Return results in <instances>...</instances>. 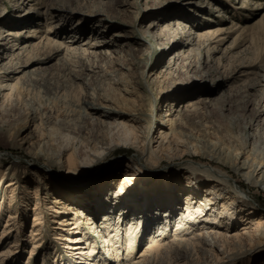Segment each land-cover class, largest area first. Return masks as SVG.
Listing matches in <instances>:
<instances>
[{
    "label": "bare ground",
    "instance_id": "obj_1",
    "mask_svg": "<svg viewBox=\"0 0 264 264\" xmlns=\"http://www.w3.org/2000/svg\"><path fill=\"white\" fill-rule=\"evenodd\" d=\"M248 2L249 0H242L240 7H248ZM51 8H53L52 5L48 6L45 4L42 6V12L40 14L43 19L48 20L53 17ZM147 8L149 6H143V9H141L143 10L142 12H146ZM213 9L215 11L218 10L217 7ZM121 23H126L127 26H131L134 32L126 30L131 34L125 35L128 37L124 39V43L122 42L121 46L124 47L126 45L128 47H125L124 53L117 51V57L111 59V64L114 69L110 71L105 69L103 62L100 63V55L104 56L107 53L102 52L100 54V51L95 53L94 51H87L85 48L79 50L69 46H61L60 42L49 37L48 35L58 36L56 24H54V27L53 23L47 26L46 32L49 33L48 35L40 36V40L32 44L25 42L19 45L17 48H21V50L17 54L22 55L26 53L24 56L27 57L30 51H37V53L30 54L32 57H27V61L22 63L23 66H27L33 60H41V58L42 63L46 62L53 56H58L64 50L63 53H66V55L62 58H65L66 62L58 58L61 60L58 62V65L63 66L64 64V72L59 77H62L60 79L61 81L67 83L66 86L73 81L72 78L82 77L83 72L86 70L93 74H104V79L108 81V84L112 83L115 86L117 85L119 88L116 86V89L128 93L131 92L133 87L117 77V70H128V66L132 65V62L129 61L131 56L129 57L128 51L134 50L137 55L142 54V50L132 49L133 46L131 45L145 40L147 45H149L147 47L148 49L155 47L159 50H166L169 47L181 43L180 49L174 51L169 56V60H167L162 70L165 73V77L166 75L175 76L176 71L179 72L181 59L186 57L192 48L195 47L197 38L214 37L222 30L212 28L201 32L191 30L188 38L186 37V40L180 41L177 27L189 28V24L187 22H181V20L171 19L165 21L160 24L155 32L151 30V26L157 24L154 21H148L144 30L134 29V24L129 25L125 21ZM235 26L234 31L241 29V25L238 23ZM39 32L38 27H30L27 36L38 38L37 33ZM17 33L18 31H8L7 34L14 35ZM132 33L134 34L132 35ZM106 42L100 40L95 41L94 44L97 45V43H100L105 45ZM146 49L145 53L147 52ZM217 50L216 46H209L207 52L211 53ZM11 56L9 54L3 55V58H6V60H3V64L0 65V73L16 72L18 70L15 69V66L21 63L18 61L15 62L17 58H11ZM107 56L109 55L107 54ZM79 59L82 61L80 62L81 64H77ZM10 62L11 64L9 65L8 63ZM136 63L142 64L144 62L139 61ZM51 67L52 65L42 66V93H45L50 100L58 102L57 106H60V103L62 105L63 102L62 107L56 110L54 106L51 107V104H44L42 105L41 111L33 108H24L21 111L18 124L24 126L30 121L35 122L34 132L24 140L32 150L29 152L32 158L38 160L42 155H45L44 145H51L52 143L50 135L46 132V124L49 122L53 123L54 120L57 122L60 120L59 117L65 120L63 130L66 133H62L61 137L65 140L66 148H61L62 150L59 152L56 151L55 158L52 154L50 156L47 155L46 162L44 163L46 169L40 171V168L33 167L35 172H42L39 177L40 182H36L37 185H34L31 189L22 187L34 199L31 200V204L33 205L31 212L26 210L24 218L26 219V216L31 213L32 227L36 228V231L43 230V226H46L49 223L48 221H52L55 216L56 218L54 219L56 220L53 223L63 226L59 230H69L71 233L73 230L75 231V235L68 236V238L64 235L69 233L62 234L61 245L64 249L56 253L57 257H61V255L69 256V264L71 262H75V264H89L91 258L98 262L99 259L97 257L103 251L105 252L104 259L109 256L117 264H120V260H123L122 264H146L152 258L167 255L172 257V260H175L176 264H181L187 260L196 261L200 258L202 260H199L197 264H264V210L262 212L259 211L257 209L258 203L250 196V191L248 189L243 190L242 185L239 186L237 182L234 184L230 183L227 179L230 177L229 171L219 167H216L217 169L207 170L200 168L202 167L201 165H199L200 167H196L186 164L185 167H177L174 171L165 174L166 179L163 182L165 183L163 187H168V190H171L172 193L176 191L173 188V184L176 181V177L180 176L179 171L182 169L181 179L183 182L181 181L180 188H177L178 190L175 192V195L170 197L168 194L160 207L156 210L154 208L152 213V207L145 212L144 208L146 206L141 210L137 207L138 204L132 208L130 206L132 202H123L122 196L126 193L135 196L137 199L139 196L142 198L148 190L157 185V182L153 180L146 182L147 175L142 173L138 167L134 168V161L132 159L128 165H123L122 177L120 179L117 178L118 181L116 185L114 184L115 187L107 195V200L111 201L108 203L122 210L120 212L121 216L124 215L123 212L131 210L130 212H132L131 214L134 217L131 216L129 219L127 217L125 220L128 223H131L132 219L136 220L135 226L129 227L128 225L127 229L130 232L126 236V239L128 238V249L126 248L125 256H121V258L118 252L122 249L123 241L118 231L123 229L122 222L124 220L117 221L110 218V216L108 217V208H104L99 203H95V201H98L97 199L95 201H86L85 199L78 200L75 197L78 192L90 184L94 190H99L104 184L106 177L110 174H115L122 168V161H110V158L108 159L110 153L121 143L135 148L137 151V160L145 164L152 162V165L150 164L151 168L155 167L154 165H157L162 159L170 161L176 157L181 158L188 151L193 154L202 153L204 156H209V160L227 167L234 175H237L239 180H243L252 186L264 187L263 114V117L257 121L242 122L243 130L236 131L231 121L237 119L238 117L236 116L239 114L236 115L234 113L228 116L223 111L222 116L231 120L229 121L231 122L229 131H226L228 142L218 143L209 141L200 150L194 144L190 146L184 145L182 131L180 130L181 125L184 123L182 111H197L201 112L204 116H210L211 112L215 109L216 99L218 97L220 98L224 93H221L217 97H212L211 94H215L214 92H217L222 87L226 80L224 76L218 75V77L213 79V82L217 85L214 87L217 89L215 91H208L206 96L191 100L186 105H177V107L181 108L167 106L166 111L161 116V120L153 122L156 127L154 130V128L152 129V124H149L147 129L144 128L145 122L141 117L142 114L137 103L132 105V107L115 103L104 92H99L100 88L96 90L95 87L88 86L92 92L82 93L78 104L67 100L65 98L66 92H68L67 87L63 88L65 83H57L54 81V77H49V72L48 74L46 72ZM79 67L81 68L78 69ZM43 69L46 71L43 72ZM211 72L212 70L204 71L203 77L208 78L212 75ZM85 76L87 77L88 74H85ZM85 76H83L84 79ZM4 81H0V99H3V105L0 107L1 113H4V110L10 106L12 98L15 96V89H17L14 84L4 83ZM17 82L21 84L22 79L18 78ZM193 83L195 84L192 85ZM188 86L197 88L198 85L196 81H191ZM71 87L73 86L71 85ZM170 90V88L163 89V96H166ZM173 101H170V103L173 104ZM63 107L64 110L61 111ZM71 117H73V120L80 122L78 124L79 126L77 125L78 127L69 122V120H72ZM81 124L83 125L81 126ZM16 133L17 131H14L13 128H9V126L0 121L1 140L13 145L12 140ZM154 133L157 134L154 135ZM116 136L118 137L116 138ZM75 140H79L82 145L86 146V149L81 151V157H78L74 149ZM151 158L153 159L151 160ZM19 167L20 165L16 162L4 166L0 162V217L4 213H7V221L10 226L15 225L16 228H21L22 223H20V217H23L20 205L18 207L16 202L20 201L22 197L29 196V194L26 196V191H23L22 196L15 195V191L21 183V175L17 171ZM175 172H178V174L174 175L173 173ZM23 173L26 175L27 172L25 173L23 171ZM169 184H171V187ZM82 185L85 186L81 188ZM199 186L203 187V196L199 193L201 191L198 190ZM163 187H161L159 192L164 191ZM41 192L43 194L47 192L54 194L53 198L49 200L51 204L55 203L62 206L64 205V201L67 200L69 203H79L81 206L80 209H84L87 204L86 210L91 211L93 214L98 209L95 208L96 205H99L100 210L104 208L102 211H99L102 214L101 217H97V220H101L99 223L102 224H97V229H93L96 224L94 220L96 217H91L88 219L89 221L87 220L86 222L85 220L84 223L80 222V218L76 216L80 211L68 205L65 208L61 207L59 209L60 211L53 204L51 206L47 205L46 207L42 206L41 208L37 200L38 194ZM179 196H183V211H177L178 215L174 217L175 220L173 221L174 232L170 235L172 236L171 239L167 240V230L170 225L173 210H179L175 206ZM101 202L104 201L102 200ZM143 205H145V202H143ZM70 209H74L73 213H71ZM66 214L70 216L67 217ZM51 216L52 219L50 218ZM16 218H18L17 222L13 223V220H16ZM92 229L93 234L91 233ZM8 230V226H4L1 233H6ZM83 230H85V233ZM36 231L32 235L35 236ZM93 235L99 239L101 244L99 248L91 246L88 250V245L85 241ZM146 237L150 238L149 243L137 251L136 254V248L140 244V241ZM56 262L55 259H52L50 263L55 264Z\"/></svg>",
    "mask_w": 264,
    "mask_h": 264
},
{
    "label": "rangeland",
    "instance_id": "obj_2",
    "mask_svg": "<svg viewBox=\"0 0 264 264\" xmlns=\"http://www.w3.org/2000/svg\"><path fill=\"white\" fill-rule=\"evenodd\" d=\"M241 2L242 0H0V65L3 64V60H6V58H3V55L6 54L12 55L11 58L16 57L17 59H15V62L18 61L21 63L16 64L15 69H18L16 72L0 73V81L5 80L4 83L14 84L17 88L15 89V96L12 98L10 106L4 110V113L0 111V121L9 126V128H13L14 131H17L12 140L13 145L0 139V162L3 166L13 162L20 165L17 171L19 175H21V183L17 187L15 195L22 196L23 191H26V196L29 194V196L22 197L20 201L16 202L18 207L20 205L23 215V217H20V223H22L21 228H16L15 225L10 226L7 221V213H4L0 217V264H51L50 262L52 259L57 261L55 264H69V256L61 255V257H57L56 253L64 249L61 245L62 234L69 233L64 235L66 238L75 235L74 230L72 233L69 230H59V228H63V226L53 223V221L56 220L54 219L56 216L53 219L51 216L50 218L52 221H48L49 223L43 226V230L41 229L40 231H36V228L32 227L31 213L26 216V219L24 218L26 210L31 212L33 207L31 200H34L31 198L32 195L27 193L25 188L31 189L34 185H37L36 182H40L39 177L42 173L35 172L33 167L40 168V171L46 169L44 163L46 162L47 155L50 156V154H52L55 158L56 151L59 152L66 148L65 140L61 137L62 133H66V131L63 130L64 118L59 117L61 122L60 120L57 122L54 120L53 123L49 122L46 124V132L50 135L52 143L51 145H44L45 155H42L38 160L32 158L29 153L32 150L24 140L28 135L34 132L35 122L30 121L24 126L18 124L21 111L24 108H33L41 111L42 105L44 104H51V107L54 106L56 110L62 107V99V101H60L62 105L60 103V106H57L58 102L50 100L45 93H42V66L52 65L48 71L43 69V72L46 71L47 74L49 72V77H54V81L64 84L65 82L60 80L62 77H59L60 74L64 72V64L63 66H59L58 62L61 61L59 59H63L62 57L65 56L66 53H63V50L58 56H53L43 63L42 58L40 60L37 59V57V60H33L28 63L27 66H23L22 63L27 61V57H32L30 54L37 53V51H30V54L25 57L24 55L26 53L22 55L17 54L21 50V48L18 49L17 47L25 42L32 44L40 40V36L48 35L49 33L46 32L47 26L53 23V25L56 24L58 36L48 35L49 37L56 39L60 42L61 46H69L79 50L85 48L87 51H94L95 53L100 51V54L102 52L107 53L109 56H107V54H104V56L100 55V63L103 62L105 69L110 71L114 69L111 64V59L117 57V51L119 53H124L125 47H128L126 45L124 47L121 46V43H124V39L128 37L125 35L129 34L128 31L130 30L134 32L131 26H127L126 23H121L123 21L128 22L129 25L134 24V29L142 30L145 29V25H147L148 21H154L157 24L151 26L153 32L157 31L161 23L171 19L187 22L189 28L177 27L180 41L186 40L191 30L201 32L209 28L222 29L219 34L214 37L196 39L195 47L192 48L191 52L187 54L186 57L181 59L179 72L176 71L175 73L177 76L166 75L165 77V73L162 72V70L167 60H169V56L174 51L180 49L181 43L169 47L166 50H159L155 47H150L148 49L147 47L149 45H147L146 41H141L140 39V43L131 46H133L132 49L142 50V54L137 55L134 50L128 51L129 57L131 56L129 61L132 62V65L128 66V70H117V77L133 87L131 92L125 93L116 89L118 87L117 85L116 87L112 83L108 84V81L104 79V74H93L86 70L83 72V76L88 74L87 77L85 76V79L83 76L80 78H72L73 83L70 82L68 86H66L67 83H65L63 87H67L68 91L66 92L65 98L72 103L78 104L82 97V93L92 92L88 86L95 87L96 90L100 88L99 92H104L110 99L120 105L125 104L126 107H132V105L137 103L140 107L141 117L145 122L144 128L147 129V126L152 124V129L154 128L155 130L156 127L153 122L161 120V116L166 111L167 106H175L174 108H176L177 105H186L191 100L206 96L208 91H215L217 89L214 87L217 85L213 82V79L218 77V75L224 76L226 80L222 87H220L217 92H214L215 94H211L212 97H217L221 93H224L220 98L218 97L216 99L215 109L211 112L210 116H204L201 112L197 111H182L184 123L181 125L180 130L182 131L184 145L190 146L194 144L195 147L200 150L209 141L218 143L228 142L226 131H229L231 122L234 124V130L241 131L243 130L241 124L244 122L248 123L249 121H257L263 117L262 114L264 115V0H249L248 7L246 8L240 7ZM45 4L48 6L52 5L53 7L50 9L53 12V17L48 20L43 19L40 14V12H42V6ZM143 6H149L146 12H142L143 10L141 9H143ZM214 7H217L218 10L215 11L213 9ZM134 15L136 17L135 19ZM226 16L228 17L226 18ZM236 23L241 25V29L234 31ZM34 26L38 27L40 30V32L37 33L38 38L27 36L29 28ZM72 30L73 32L71 33ZM8 31H18V33L9 35L7 34ZM133 34L134 33H132V35ZM100 40L107 42L105 45L97 43V46L94 44L95 41ZM209 46H216L218 50L209 53L207 52ZM145 49L147 51L146 53ZM78 61L77 64L82 62L80 59ZM139 61H143L144 63L137 64L136 62ZM63 62H66L65 58ZM8 64L10 65L11 62ZM80 68L81 67L78 69ZM209 70H212V75L208 78H204V71L206 72ZM18 78L22 79L21 84H18ZM38 81H41V83ZM191 81H196L198 85L197 88L188 86ZM194 84L195 83L192 85ZM71 85L73 87H71ZM168 88L171 90L166 96H163V89ZM172 100H174L173 104L170 103ZM2 103L3 99H0V107L3 105ZM63 110L64 107L61 111ZM223 111L228 116L234 113L236 115L239 114L236 116L238 118L232 121L229 118H224L222 116ZM71 119L72 120H69V122L75 126L80 123L77 122V120H73V117H71ZM82 125L83 124H81V126ZM155 134L157 133H154V135ZM117 137L118 136H116V138ZM79 140H75L74 149L78 157H81V151L86 149V146L82 145ZM207 154L209 155V153ZM108 159L110 161H122V168L115 174H110L106 177L104 184L99 190H94L91 184L83 188L85 184L81 187L83 190L78 192L75 197L78 200L85 199L86 201H95L97 199L98 201H95V203H99L102 207L108 208V217L110 216V218L117 221L121 219L124 220V222H122L123 229L118 231L123 241L122 249L118 252L120 253V258L121 256H125L127 251L128 238L126 239V236L130 233L127 229L128 225L129 227L135 226L136 220L132 219V224L128 223L125 219L127 217V219H129V217L133 216L131 214L132 212H130L131 210L123 212L124 215L121 216L120 212L122 210L108 203L111 201L107 200V195L112 188L115 187L118 179L122 177L124 170L123 165H128L131 159L134 161V168L138 167L142 173L147 175L148 178L146 182H150L151 180L157 182V185L148 190L142 198L139 196L137 199L135 196H131V194H123V202L129 203L131 201L132 205L130 206H132V208L137 204L140 210L146 206V208H144L145 212L152 207L151 212L153 213V209H158L168 194L170 197H173L178 190L177 188H180L179 185H181V173L183 169L179 171L180 176L176 177V181L173 184V188L176 190H174V193L168 190V187H163L165 184L163 182L166 179L165 174L174 171L177 167H185L186 164H190L196 167H200L199 165H201L202 167L200 168L207 170H213L219 167L229 171L230 177L227 178L228 181L232 184L237 182L239 186L242 185L241 187L243 190L248 189L250 191V196L258 203L257 209L261 212L264 210L263 186H252L245 183L243 180H239L237 175H234L227 167L209 160V156H204L202 153L193 154L188 151L185 152L181 158L176 157L174 160L172 159L170 161L162 159L157 165H154L155 167L151 168L150 164L152 165V162L145 164L137 160L138 157L135 148L121 143L110 153ZM152 159L153 158H151V160ZM23 171L25 173L27 172L26 175ZM173 174H178V172ZM170 185L171 184H169V186ZM22 187L25 188L22 189ZM161 187H163L165 192H159ZM198 190H201L199 193L203 196V187L199 186ZM53 196L54 194L49 192L44 194L42 192L39 193L37 198L38 204H40L41 208L42 206H51L53 203H49V200L52 199ZM182 197L183 196H179L178 202L175 204L179 210H173L170 225L167 230V240L171 239L172 236L170 235L174 232L173 221L175 220L174 217L178 215L177 211H183L184 205L182 203ZM102 200L104 202H101ZM143 202H145V205L142 206ZM66 205L80 211L76 216L80 218V222L82 223H84L85 220L87 222L91 217H96L94 219L96 224L93 229H97V224H102L99 223L101 220H97V217H101L102 214L99 211H102L104 208L100 210L99 205H96V207L94 206L98 209L97 211L95 210L93 214L91 211L89 212L86 210L87 204L84 209H80L81 206L79 203H69L67 200L64 201V205L62 206L55 203L53 204L54 207H58V211H60L59 209H61V207H68ZM73 210H71V213H73ZM66 216L69 217L70 215L66 214ZM63 218L65 217L63 216ZM17 220L18 218H16V220L14 219L13 223L17 222ZM6 225L9 230L6 233H1L2 228L4 226L7 227ZM93 229L91 231L92 234ZM35 231L37 233L34 236L32 233ZM83 232L85 233V230H83ZM149 237L140 241V244L136 248V254L137 251L141 250L149 243ZM85 242L88 245V250L91 246L99 248L101 244L95 235L92 237L90 236ZM71 251H73V249H71ZM104 255L105 252L102 251V254L97 257L99 259L98 262L91 258L89 264H117L113 259L109 258V256L104 259ZM199 260L202 259L200 258L196 261L187 260L184 262L185 264H197ZM122 262L123 260H120V264H122ZM184 262L181 264H184ZM71 264H75V262H71ZM146 264H176V262L172 260V257L167 255L159 258H152Z\"/></svg>",
    "mask_w": 264,
    "mask_h": 264
}]
</instances>
